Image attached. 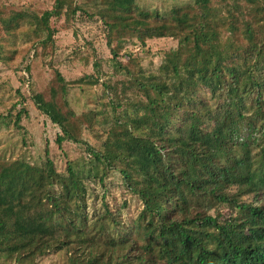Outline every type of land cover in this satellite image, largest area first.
Listing matches in <instances>:
<instances>
[{
	"label": "trees",
	"instance_id": "obj_1",
	"mask_svg": "<svg viewBox=\"0 0 264 264\" xmlns=\"http://www.w3.org/2000/svg\"><path fill=\"white\" fill-rule=\"evenodd\" d=\"M95 9L53 0L33 31H23V9L0 13V60L23 74L20 87L0 81V125L29 146L31 101L58 128L65 163L49 141L41 165L16 143L0 147V264H264V0ZM83 17L102 23L116 80H102L91 42L92 75L67 81L54 67L55 37ZM162 38L177 46L157 71L127 49ZM38 64L51 73L44 87ZM53 78L66 114L43 98ZM65 143L84 155L71 159Z\"/></svg>",
	"mask_w": 264,
	"mask_h": 264
},
{
	"label": "rangeland",
	"instance_id": "obj_2",
	"mask_svg": "<svg viewBox=\"0 0 264 264\" xmlns=\"http://www.w3.org/2000/svg\"><path fill=\"white\" fill-rule=\"evenodd\" d=\"M100 0H79V3L84 9H87L90 13L96 11L95 6ZM53 0H0V13L5 17H9L12 9H23L19 15H24L23 31L39 30L41 27L39 16L41 11L51 8ZM141 6L146 8H159L162 12H167L175 6L184 5L186 0H138ZM75 30H78V40L75 37ZM56 39L57 50L53 56L54 67L57 68L63 77L67 81H75L82 78L85 75L93 74V55L92 51L88 50L86 43L91 42L93 44L95 55L99 59L102 70L103 81H114L121 77V74L117 70L114 56L111 53L110 48L107 45L106 35L101 22L97 20H90L88 18H80L74 24H69L67 29L61 30ZM177 42L172 39H153L147 42V47L142 48L137 43L128 44V51H132L133 56L140 59L142 67L147 71H157L161 64L163 55L166 51L175 48ZM81 49V52H76V49ZM82 57V58H81ZM86 57H89L87 60ZM124 61H128L127 58H123ZM88 61V62H84ZM15 63L12 64L15 65ZM11 65V64H10ZM10 65L2 63L0 60V81H11L15 87H20V78L22 73H16L12 70ZM37 65L34 74L44 87L47 84V78L50 76L48 67L42 68ZM22 91L25 95H29L28 86H22ZM97 91V88L89 91L88 94H92ZM43 98L48 101V105L53 109L56 106L63 114H66V107L61 102V93L56 79H52L46 86L43 92ZM69 100L71 106L80 113L84 109L85 98L82 93L74 89L70 91ZM52 101L54 103H52ZM28 110L30 118H24L22 125L28 132L29 146H22L21 136L17 133L15 128L7 130L5 126L0 125V147L5 146L7 143L9 148H14L16 143L15 153H22L28 161L33 164L41 165L45 160V148L46 143L49 141L52 157L59 163L61 168L65 167L63 163L62 155L58 147L55 145L56 135L59 132L58 128L51 124L45 116L41 115L38 110L35 109L31 101L28 103ZM16 130V131H15ZM65 151L70 155L71 159L80 157L83 154V149L74 144L65 143ZM17 153V154H18ZM114 183H119V178L115 177ZM98 192L101 191L97 187ZM119 190V189H118ZM117 189H112L111 195H120ZM109 196V199L112 197ZM121 200V197H118Z\"/></svg>",
	"mask_w": 264,
	"mask_h": 264
}]
</instances>
